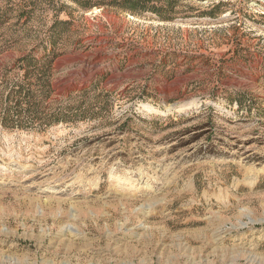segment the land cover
<instances>
[{"label": "rangeland", "instance_id": "obj_1", "mask_svg": "<svg viewBox=\"0 0 264 264\" xmlns=\"http://www.w3.org/2000/svg\"><path fill=\"white\" fill-rule=\"evenodd\" d=\"M0 264H264V0H0Z\"/></svg>", "mask_w": 264, "mask_h": 264}, {"label": "trees", "instance_id": "obj_2", "mask_svg": "<svg viewBox=\"0 0 264 264\" xmlns=\"http://www.w3.org/2000/svg\"><path fill=\"white\" fill-rule=\"evenodd\" d=\"M17 106H19V105H17ZM7 114H8V115L6 116V118L11 116V115H10V109H9V112H8Z\"/></svg>", "mask_w": 264, "mask_h": 264}]
</instances>
